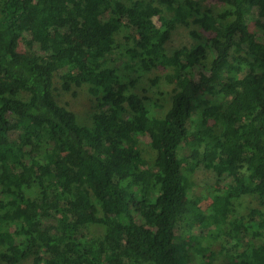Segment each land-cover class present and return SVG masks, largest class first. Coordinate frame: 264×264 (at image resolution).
<instances>
[{"label": "trees", "instance_id": "16d2710c", "mask_svg": "<svg viewBox=\"0 0 264 264\" xmlns=\"http://www.w3.org/2000/svg\"><path fill=\"white\" fill-rule=\"evenodd\" d=\"M215 1L0 0V263L185 264L176 232L193 217L227 264H264V0ZM190 23L203 36L168 53ZM119 34L145 70L167 71L161 116L113 64ZM54 75L87 87L90 125L56 103ZM199 168L223 184L207 210L188 177Z\"/></svg>", "mask_w": 264, "mask_h": 264}, {"label": "rangeland", "instance_id": "374dc122", "mask_svg": "<svg viewBox=\"0 0 264 264\" xmlns=\"http://www.w3.org/2000/svg\"><path fill=\"white\" fill-rule=\"evenodd\" d=\"M203 3L211 7L214 12L220 10V6L215 0H207V2ZM161 8L165 15H171V12L164 10L163 6ZM250 24L252 31L256 32V27L252 25V21ZM190 30L196 31L203 36V32L196 24L190 23L189 27L178 25L166 42V51L170 53L176 48L194 45L198 40L190 35ZM116 40L120 43V47H118L117 54L114 57L112 56L115 59L113 64L118 67V71L122 75H127L135 81L134 90L146 97L144 102L150 114L161 116L170 106L173 88V85L168 81L167 71L159 68L145 70V65L140 61L136 51H133L132 46H130L131 43L125 44L121 34L117 36ZM128 46L130 47L127 52L126 48ZM18 49L21 51L25 50V44L22 40L19 41ZM194 77L197 78V71H195ZM152 80H154V83H152ZM53 97L57 104L74 112L79 124L90 125L93 102L85 85L79 87L71 86L69 90H65L61 87L59 78L54 75ZM202 97L208 100L213 99L212 95L205 92L202 94ZM141 142V147L145 148V161L141 163L140 167L145 168L152 163V160L148 151V138L144 136ZM180 153L182 156L187 154L185 146L181 148ZM188 177L192 190L200 200L198 207L201 210H207L211 204H214V197L221 191L223 184L216 183L212 172L204 168L197 169ZM239 203L237 204V209L240 213H245L249 207L255 206V202L249 198H242ZM99 229L97 227L92 228L90 233L93 236L100 235ZM176 235L177 240L191 244L190 247L184 250L185 264H202V262H205L204 264L228 263L223 253H220V242L217 233L214 229L206 227L201 220L193 217L192 219L190 217L182 218L180 231L176 232ZM254 241L257 242L256 239ZM197 246L205 249L203 255L196 252L195 248ZM17 264H31V260L26 259Z\"/></svg>", "mask_w": 264, "mask_h": 264}]
</instances>
